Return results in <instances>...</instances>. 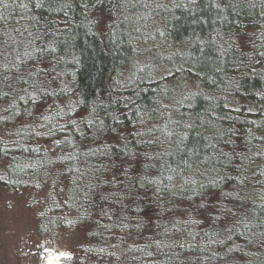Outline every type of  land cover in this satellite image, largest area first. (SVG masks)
<instances>
[{
    "label": "trees",
    "instance_id": "16d2710c",
    "mask_svg": "<svg viewBox=\"0 0 264 264\" xmlns=\"http://www.w3.org/2000/svg\"><path fill=\"white\" fill-rule=\"evenodd\" d=\"M0 189L106 264H264V0H0Z\"/></svg>",
    "mask_w": 264,
    "mask_h": 264
},
{
    "label": "rangeland",
    "instance_id": "374dc122",
    "mask_svg": "<svg viewBox=\"0 0 264 264\" xmlns=\"http://www.w3.org/2000/svg\"><path fill=\"white\" fill-rule=\"evenodd\" d=\"M156 23V31L164 32L162 22ZM158 43L152 44V54L147 52L140 58L142 65L150 63L156 79L170 76L176 67L168 66L167 56L160 46L157 48ZM155 52L161 54L156 56ZM170 79L165 80V86L173 95L182 92L184 81ZM32 201V194L26 190L0 189V264H106L105 257L84 253L92 244L84 230L63 229L54 239L42 238L38 233V207Z\"/></svg>",
    "mask_w": 264,
    "mask_h": 264
}]
</instances>
